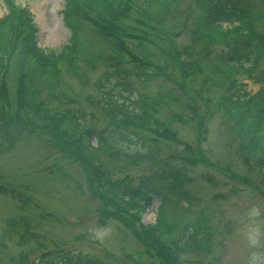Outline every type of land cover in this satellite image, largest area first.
Instances as JSON below:
<instances>
[{"label": "trees", "instance_id": "trees-1", "mask_svg": "<svg viewBox=\"0 0 264 264\" xmlns=\"http://www.w3.org/2000/svg\"><path fill=\"white\" fill-rule=\"evenodd\" d=\"M6 2L7 13L0 17V154L27 138L23 129L44 130L86 169L92 193L101 202L100 209L128 225L152 258L150 264H185L181 251H210L216 227L204 211L188 217L195 201L186 187L190 177L183 170L165 169L142 177L136 185L115 178L112 171L115 161L130 165L160 153L158 140L151 138L148 144L141 133L152 123L155 137H163L159 133L163 120L157 114L162 103L173 100V90L160 89L150 99L134 92L128 95L126 88L134 87L128 78L131 74L144 85L161 75L173 77L167 72L168 65H159L154 57L159 56L161 48L171 50L172 41L164 46L165 41L159 44L155 39L161 34L168 37L160 23L172 10L174 0H67L64 21L71 37L58 49L42 48L38 26L28 9L15 6L11 0ZM196 2L199 14L192 21L186 58H174L175 63L184 72L197 69L198 53L207 52L211 46L224 47L206 57L208 79L221 92L216 104L220 102L238 126L242 156L257 165L264 180V87L252 94L245 83L237 80L242 72L256 77L252 73L264 55V34L256 27V21L264 19V0ZM85 28L89 30L84 32ZM92 41L95 47H90ZM97 61L112 68L96 81L102 94L95 103L107 121L103 126L94 120L95 113L88 124L86 108L70 105L76 98L65 79L68 71L87 82L83 63L94 66ZM110 76L115 77V83ZM201 78L196 80L195 95L203 98L206 106L202 116L205 138L213 113L210 98L205 95L206 78ZM12 192L14 196L21 194L16 189ZM155 196L161 199L157 218L144 224L142 216ZM16 219L8 218L7 226L15 228ZM26 256L23 253L19 262L13 256L9 262L25 264ZM0 264H4L2 256ZM31 264L99 263L62 248L41 253Z\"/></svg>", "mask_w": 264, "mask_h": 264}, {"label": "rangeland", "instance_id": "rangeland-1", "mask_svg": "<svg viewBox=\"0 0 264 264\" xmlns=\"http://www.w3.org/2000/svg\"><path fill=\"white\" fill-rule=\"evenodd\" d=\"M14 2L31 11L38 25L41 47L58 49L69 41L71 30L63 19L64 0ZM6 5V0H0V17L7 11ZM198 14L196 0H174L172 10L160 23L169 34L165 38L163 34L157 35L155 40L159 44L165 41L164 46L172 41V45L171 50L159 49V56L154 60L159 65L167 64V72L173 77L161 75L144 85L133 74L128 75L134 84L126 88L128 95L134 92V95L153 99L160 89H172L174 98L162 103V110L157 114L163 120L159 132L163 137H155L152 123L141 133L148 144L151 138L158 140L160 153L130 165L115 161L113 175L132 185L138 184L142 177L170 168L183 170L190 177L186 187L195 203L188 217L204 211L216 227V236L210 251H181L185 264H264V180L258 174L257 165L242 156L238 126L220 102L216 104L221 92L208 79L206 57L224 47L211 46L207 52L198 53L200 67L197 69L189 68L184 72L174 60L186 58L192 21ZM256 27L264 34V19L256 21ZM88 30L85 28L84 32ZM151 43L157 50L154 42ZM95 45L92 41L90 47ZM93 65L83 63L87 82L64 70L65 79L76 98L70 105L86 108L88 124L95 113L94 120L103 126L107 121L95 103L102 94L96 81L112 68L101 61ZM252 74L256 77L239 73L237 80L245 83L246 90L253 94L264 87V55ZM202 76L206 78L205 95L210 98L213 113L205 138L202 116L206 106L204 99H197L195 95L196 80ZM110 78L115 83V77ZM22 133L27 137L23 142L0 154V257L3 263L10 264L13 256L19 262L24 253L27 255L25 264H31L41 253L63 248L99 264H150L152 258L144 252L128 225L110 218L100 209L101 202L92 193L86 169L67 150L58 147L44 130L23 129ZM225 169L239 179L231 177ZM13 189L21 194L14 196ZM160 204L161 199L155 197L143 214L142 223L155 221ZM10 217L18 220L14 221L15 228L7 226Z\"/></svg>", "mask_w": 264, "mask_h": 264}]
</instances>
